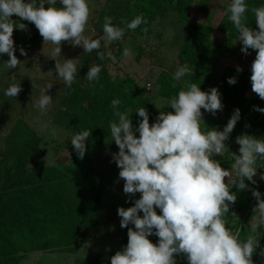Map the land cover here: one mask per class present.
Instances as JSON below:
<instances>
[{
  "label": "clouds",
  "instance_id": "obj_1",
  "mask_svg": "<svg viewBox=\"0 0 264 264\" xmlns=\"http://www.w3.org/2000/svg\"><path fill=\"white\" fill-rule=\"evenodd\" d=\"M45 2L49 7H45ZM59 2L61 7H55L57 0H39V6L37 0H0V54L9 56L5 63L9 70L22 63L14 48L13 32L17 26L11 17L15 14L35 25L44 44L55 46L52 50L55 71L66 88L71 89L77 74L76 59L61 57L62 42L80 46L84 53L96 50L100 60L107 56L114 61L116 58L110 51L106 54L99 51L101 41L105 38L109 42L120 40L125 29L114 26L112 18L105 16V35L91 39L84 35L91 14L87 0ZM247 10L245 0H232L228 6L229 19L239 32L241 52L247 55L249 49L256 50L250 81L252 92L264 100V6L251 9L259 30L247 25ZM142 23L147 21L139 15L126 27L136 29ZM18 28L24 30L26 25L20 23ZM20 53L27 56L23 48ZM123 55L130 56L131 49L125 48ZM242 71L237 66V72ZM100 72L99 65L90 67L87 80L98 82ZM188 72L186 66L178 67L173 79L179 81ZM11 80L4 94L16 97L22 91L20 81L17 82L15 74ZM236 82L235 77L228 78L229 84ZM32 84L33 88L37 87ZM52 87L53 84L48 83L40 88L36 107L42 112L52 104V96L46 94ZM119 104L118 99L111 101L118 122H111L109 128L112 140L119 149L112 159L120 169L119 178L125 182L123 192L132 196L139 192L141 197L134 201L132 207L117 209L121 228H128V242L111 257L110 264H176L175 255L180 254L187 258L188 264H254L252 256L260 245L253 234L264 226L261 193L252 189L257 201L253 208L255 222L250 226L246 241L239 240L240 230L234 233L226 226L224 217L230 214L239 219L235 212H229L237 201V195L230 191L229 185L245 190L248 188L245 179L256 184L253 178L257 175V168L264 167V139L247 134L236 137L240 155L231 153L235 178L229 179L232 172L225 170L220 161L213 158L229 152L225 141L240 119V110H234L222 131H202L201 109L215 116L224 105L217 88L205 92L196 83L189 84L186 90H180L176 97L168 101L174 112L161 111L151 125L147 110L140 107L136 112L142 120L134 129L128 113L118 110ZM254 109L264 113V108L254 106ZM135 132L139 133V137ZM52 135L55 137V130ZM90 135L88 130L72 135L71 144L81 159L86 153V140ZM225 178H228L227 183ZM260 178L264 180V173L260 174ZM157 208L161 214H157ZM129 224L134 228L128 227ZM151 235L159 238L158 244L148 238ZM259 254L264 257V249Z\"/></svg>",
  "mask_w": 264,
  "mask_h": 264
},
{
  "label": "trees",
  "instance_id": "obj_2",
  "mask_svg": "<svg viewBox=\"0 0 264 264\" xmlns=\"http://www.w3.org/2000/svg\"><path fill=\"white\" fill-rule=\"evenodd\" d=\"M195 1L125 0L102 11L98 19V27L102 31L105 16L112 18L114 26L125 29L124 36L113 41L114 44L109 47H105L101 42L99 51L105 54L110 51L116 59L113 61L105 56L104 60H100L96 50L85 54L82 58L81 80L74 81L71 89L65 86L60 91L55 114L56 124L70 136L83 130L91 132L86 140L83 159L77 156L73 147L71 163L68 165L36 163L37 157L42 153L44 136L26 120L17 121L6 135L4 155L0 157V264H26L34 255L41 254L63 255L67 264H110L111 257L127 245L128 228H120L115 237L110 236L105 229L115 222V216L111 212L116 211L118 217L119 207L105 205L103 202L104 179L97 168V157L94 153L97 149H105L112 141L109 124L118 122V117L115 115L116 109L111 107V101H120L118 110L128 113L134 129L142 120L136 112L138 108L144 107L147 110L150 125L156 122L161 111L174 112V109L168 104L166 110H158L154 99L139 92V84L135 79L130 76H113L110 67L124 57L125 46L122 41L134 36L148 35L159 16L175 12L180 21L187 22L191 27L176 58V67L186 66L189 72L183 81L174 80L169 72H162L157 78L158 96L168 103L191 83H196L202 91H209L213 82L215 62L212 60L211 66L206 62L213 52L216 37H219L225 48L233 49L234 44L239 41V32L230 21L229 12L217 28L209 23L196 21L192 11ZM245 3L248 9L245 13L246 23L258 30L251 9L264 6V0H245ZM139 15H143L147 23H142L136 29H128L127 23ZM94 65H99L101 72L98 82L90 83L86 74ZM221 77L218 88L221 101L232 105L228 120L238 108L240 119L235 126L239 130L242 129V134L264 139V113L254 109V106L264 108V100L255 94L247 105L242 106L251 84L245 80L242 72L229 67L223 69ZM230 77L236 78L234 85L228 83ZM249 113H252V116L247 122L246 116ZM214 128L211 122L201 124V130L205 132ZM135 135L139 137L138 132H135ZM237 146L238 152L229 149L224 156L213 157L230 172H234V158L231 153L240 155V145ZM114 151H119L116 144ZM261 173H264V167L257 168V175ZM227 179L225 178L226 183ZM245 183L248 185L245 190H238L229 185L230 191L237 195V201L230 207L229 212H235L239 219L230 214L224 217L226 226L234 233L240 230L241 242L246 241L250 234V226L255 222L253 208L257 204L252 195V189L257 190V183L252 184L247 179ZM156 212L161 214L158 208ZM139 215L142 216L143 213L140 212ZM128 227L134 228V225L129 224ZM253 235L259 239V245H264V226L259 227ZM148 238L158 244L159 238L156 235ZM95 243H103V246L96 250V254L89 255L96 251H87L86 247L89 248V245ZM252 259L254 264H262L258 249Z\"/></svg>",
  "mask_w": 264,
  "mask_h": 264
},
{
  "label": "rangeland",
  "instance_id": "obj_3",
  "mask_svg": "<svg viewBox=\"0 0 264 264\" xmlns=\"http://www.w3.org/2000/svg\"><path fill=\"white\" fill-rule=\"evenodd\" d=\"M125 0H87L90 8V18L85 27L84 35L91 39H98L105 34L98 27V19L104 9H110L123 3ZM29 2V0H25ZM231 4L228 0H196L192 11L195 20L205 22L217 28L222 18L228 12V6ZM39 6V0H37ZM45 7L49 5L45 2ZM55 7H61L59 0ZM11 20L15 22L13 40L15 55L22 62L14 69H8L5 63L9 60L7 54H0V157L4 155V139L10 132L15 123L19 120H26L40 134L44 136V146L42 153L37 157L36 163L43 165H68L71 163L73 145L71 144L70 134L59 127L55 122V114L58 104V95L65 87L63 81L58 78L55 71V59H52V50L55 47L51 43H45L39 34L38 29L29 21L13 14ZM26 25V29L18 28L19 24ZM190 24L180 21L177 13L169 12L159 16L151 27V32L146 36H134L122 41L125 48L131 49V55L123 57L120 61H115L110 71L113 76H130L139 84V92L155 100V107L158 110H166L168 103L158 96L159 85L157 78L162 72H169L173 76L177 70L176 58L181 48V43L190 30ZM259 30V29H258ZM105 47L114 44L113 41H101ZM219 37H216L213 43V52L209 55L207 65L213 64V82L210 87L219 88L224 68H233L237 66L243 69L242 75L245 80L251 84V65L255 59V50L249 49V54L241 52L242 44L240 41L234 44L233 49H227L222 45ZM23 48L27 56L20 53ZM85 54L80 46H72L65 41L61 44V57L63 59H76L77 74L75 82L81 80L82 58ZM15 74L17 82L20 81L22 91L16 97L5 96V90L12 83L11 76ZM35 77L33 80L32 78ZM182 77L179 81L185 80ZM32 80V81H31ZM32 82L37 86L33 88ZM51 83L53 87L46 94L52 96V104L45 112L36 107L40 98V88L45 84ZM255 96L251 89L246 93L242 106L248 104ZM224 105L222 111H217L213 116L211 113L201 109L202 124L213 123L214 129L222 131L228 123L227 116L232 113V105L221 101ZM252 113L246 116V121L251 120ZM47 125V127H43ZM55 130V137L52 132ZM242 135V129L237 126L230 133L229 139L225 141L228 149L238 152V146L235 137ZM115 142L112 140L105 149H97L94 153L97 157V168L104 179L103 202L105 205H115L127 209L134 205V201L141 197L137 192L134 196L123 192L124 180L119 178L120 169L112 159ZM235 178L232 172L230 179ZM256 183L260 182V175L254 177ZM110 214V212H109ZM115 217V222L107 226L106 231L109 235L115 237L118 235L121 218L116 216V211L111 212ZM106 221V220H105ZM106 225V223H104ZM102 233L104 231L102 230ZM261 240V238H260ZM103 243H95L86 247L87 251L93 252L101 248ZM82 248V247H81ZM260 253L264 245L258 248ZM86 250H83L84 252ZM98 251L89 255L96 254ZM262 264L264 257L261 256ZM176 264H188L184 255H175ZM26 264H67V259L63 255H34L32 260Z\"/></svg>",
  "mask_w": 264,
  "mask_h": 264
},
{
  "label": "built area",
  "instance_id": "obj_4",
  "mask_svg": "<svg viewBox=\"0 0 264 264\" xmlns=\"http://www.w3.org/2000/svg\"><path fill=\"white\" fill-rule=\"evenodd\" d=\"M257 190L261 193V198L264 199V180L261 179L257 184Z\"/></svg>",
  "mask_w": 264,
  "mask_h": 264
}]
</instances>
